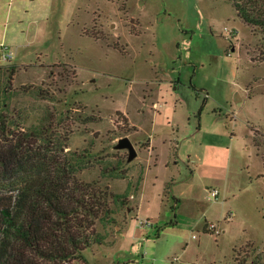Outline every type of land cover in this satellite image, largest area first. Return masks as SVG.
Here are the masks:
<instances>
[{"label": "rangeland", "instance_id": "rangeland-1", "mask_svg": "<svg viewBox=\"0 0 264 264\" xmlns=\"http://www.w3.org/2000/svg\"><path fill=\"white\" fill-rule=\"evenodd\" d=\"M31 4L51 12L35 16ZM9 5L0 45L27 65L0 58V107L13 72L3 106L10 117L26 129L56 131L65 152L81 158V181L114 194L130 187L128 205L111 204L115 222L95 224L106 239L83 251L86 264H250L264 250V173L258 176L263 167L256 157L264 153V64L258 60L264 41L238 19L230 0H1V15ZM25 37L31 44L23 51ZM217 82L232 86L229 111L203 101L201 91L214 95ZM172 111L176 133L167 125ZM214 114L223 122L235 118L228 132L233 128L239 139L243 172L224 203L208 196L204 180L188 178L189 136L202 116L207 124ZM247 129L253 150L245 149ZM124 137L137 153L130 162L127 150L115 149ZM171 141L179 144L175 154ZM171 174L180 182L176 190L192 186L187 197L167 189ZM5 186L0 198L13 193V185ZM173 196L180 200L175 218ZM143 220L150 224L140 226Z\"/></svg>", "mask_w": 264, "mask_h": 264}, {"label": "trees", "instance_id": "trees-1", "mask_svg": "<svg viewBox=\"0 0 264 264\" xmlns=\"http://www.w3.org/2000/svg\"><path fill=\"white\" fill-rule=\"evenodd\" d=\"M230 3L238 19L264 41V0ZM258 60L264 64V44ZM13 75L7 76L0 107V189L13 185V193L0 198V264H86L83 251L104 245L106 239L95 224L115 222L111 204L128 205L130 187L124 194H114L107 186L81 181L77 173L82 160L65 152L66 142L56 131L44 125L26 129L10 117L3 106ZM258 156L264 168V153ZM178 203L173 199L174 218ZM248 253L243 255L247 258ZM254 255L250 264H264V250Z\"/></svg>", "mask_w": 264, "mask_h": 264}, {"label": "crops", "instance_id": "crops-1", "mask_svg": "<svg viewBox=\"0 0 264 264\" xmlns=\"http://www.w3.org/2000/svg\"><path fill=\"white\" fill-rule=\"evenodd\" d=\"M32 1V0H31ZM1 2V0H0ZM31 3V2H30ZM11 4V3H10ZM31 7H25L28 8V10L26 11L27 15H28V11L30 10V8L34 11L35 16H38V12L41 11V13L39 15H48L51 10L49 9L48 5H46L45 7L40 8L39 5H37L36 7L33 6V4H31ZM2 8L0 7V11ZM3 13V12H2ZM13 13V9L10 7H8L7 12L5 13V15H1L0 14V22H3V19H5V21H9L11 19V14ZM37 13V14H36ZM43 18V17H42ZM33 22V21H32ZM3 24V23H2ZM7 24V22L5 23ZM4 24V25H5ZM30 40L28 37H25V39L22 41L21 44H19V46L22 47L23 51L29 48L30 45ZM14 50V49H13ZM17 57H18V53L15 50V57H14V64L17 67H22L27 65V63H24L23 61H17ZM216 87V91L214 92V95L210 92H208L207 90L203 89L204 91H201V94H203V101L205 100H213L214 104H215V109L217 107H222L225 108L226 111L229 109H231V104H230V94L232 89V86L230 84H227L225 86H221L219 82H217V84L215 85ZM210 90V89H209ZM249 97V96H248ZM250 98V97H249ZM213 109V110H215ZM126 117V116H125ZM213 119L205 124L204 123V118L203 116L200 118L201 121L198 126L197 129H195L191 135L189 136V140L191 141L190 144V148L188 149V157H187V165L189 168V179L191 180H195L196 177L202 179L205 181L204 186L206 189V193H209V190L211 189H216L219 192L218 198H221L222 202H226V200H228L227 197L229 194L231 195V185L233 184H237L238 183V179H240V174H243L242 172V165H240L239 160H238V148H239V139L237 137V135H235L234 133V127H235V118L233 117V119L227 117L225 118V121L223 122V120L221 119L220 116H215V114L213 115ZM127 118V117H126ZM171 121H168L167 125L171 126V130L172 132L176 133V129L173 127V111H172V116H171ZM128 120V119H127ZM188 121L190 122V119H188ZM129 122V120H128ZM130 123V122H129ZM204 123V126H203ZM131 124V123H130ZM229 125H232V134L230 135V132H228V130H230ZM248 128V126H246ZM178 130V129H177ZM248 129L244 135V141L246 142V147L245 149L250 150L253 148L250 145V139H249V134H248ZM230 136V138L228 139L227 143H224L223 139H227V137ZM152 142V140H151ZM153 143V142H152ZM172 143V147L174 149V154L177 151V146H179V144H177V142H175L173 144ZM248 144V145H247ZM228 147V153H225V148ZM176 150V151H175ZM175 156V155H174ZM256 157L258 158L259 156L256 155ZM260 159V158H259ZM261 160V159H260ZM157 163V160L155 161ZM168 163L170 164V161H168ZM167 163V165H168ZM172 165H176V162L173 161ZM155 166V165H154ZM263 167V165H262ZM264 173V168L260 171H258V176L260 174ZM246 174H251L250 173V168L246 169ZM175 175L171 174V178L169 180V182L167 183V189L169 188V190H171V192L177 193L178 197H187V192L189 187H192L191 185L189 186H185L182 187V189H180V191L176 190L178 189L177 185H180V182H177L175 180ZM257 176L256 180H259L260 178ZM264 180V178H262ZM143 180V179H142ZM261 180V179H260ZM142 183V181H141ZM191 191V190H190ZM141 192V184H140V188L137 194V210L135 211V217L137 218V213H138V209H139V194ZM193 192V191H192ZM208 196H210L208 194ZM232 197H234L232 195ZM173 199H177L179 200V198L176 197H172ZM216 200V201H217ZM173 202V201H172ZM180 202V200H179ZM179 205V203H178ZM176 207V210L179 209V207ZM180 206V205H179ZM129 222L127 223L128 227ZM136 224V223H135ZM209 226L208 224L205 225L204 227V231L205 232H211V231H206V227ZM213 226V225H212ZM125 227V229H126ZM210 227V226H209ZM215 227V226H214ZM142 242L140 241L139 244H141Z\"/></svg>", "mask_w": 264, "mask_h": 264}, {"label": "built area", "instance_id": "built-area-1", "mask_svg": "<svg viewBox=\"0 0 264 264\" xmlns=\"http://www.w3.org/2000/svg\"><path fill=\"white\" fill-rule=\"evenodd\" d=\"M14 57H15V52L10 46L3 45V44L0 45V58L3 62L11 63L14 60ZM209 195L213 201H216L218 198L219 192L216 189H211L209 190ZM138 224L140 226H144V225L148 226L150 224V221L143 220V221H139ZM210 227L212 228L213 226H210Z\"/></svg>", "mask_w": 264, "mask_h": 264}, {"label": "water", "instance_id": "water-1", "mask_svg": "<svg viewBox=\"0 0 264 264\" xmlns=\"http://www.w3.org/2000/svg\"><path fill=\"white\" fill-rule=\"evenodd\" d=\"M115 149L127 150L128 151V158H127L128 162L132 161L137 156L134 145L131 143V141L127 137L119 139L117 141Z\"/></svg>", "mask_w": 264, "mask_h": 264}]
</instances>
